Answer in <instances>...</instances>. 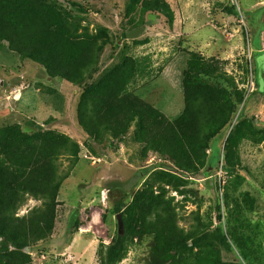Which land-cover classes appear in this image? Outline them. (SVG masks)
Wrapping results in <instances>:
<instances>
[{"label": "rangeland", "instance_id": "obj_1", "mask_svg": "<svg viewBox=\"0 0 264 264\" xmlns=\"http://www.w3.org/2000/svg\"><path fill=\"white\" fill-rule=\"evenodd\" d=\"M53 1L83 30L109 44L97 70L78 86L49 77L44 67L14 53L7 43L0 49V147L35 146L59 136L79 146V162L57 195L53 232L24 250L31 264H100L101 247L123 230L116 205L122 203L126 209L137 198L141 208L160 203L185 234L197 227L214 230L220 224L226 233L230 231L231 213L223 189L230 174L222 168L225 143L235 127L240 128L235 147L240 164L231 180L243 181L234 191L232 215L237 218L240 211L247 225L241 235L253 243V250L260 246L264 253V0ZM167 7L172 23L162 14ZM134 30L141 32L128 39L127 33ZM192 54L227 75L246 101L232 127L209 143L211 167L196 177L147 150L160 129L158 123L173 122L184 111V82ZM124 56L135 66L124 99L142 103L161 117L141 120L134 111H126L116 122L106 119L112 131L89 135L78 123L80 96L119 66ZM227 87L231 85L226 83ZM70 165L68 156H62L59 174L64 175ZM43 205L42 200L28 197L17 217L27 218ZM155 219L150 216L137 226L120 264H165L166 256L155 241L158 231L152 228ZM234 249L235 255L222 251L223 262L246 264ZM200 254L188 252L185 263H199Z\"/></svg>", "mask_w": 264, "mask_h": 264}, {"label": "trees", "instance_id": "obj_2", "mask_svg": "<svg viewBox=\"0 0 264 264\" xmlns=\"http://www.w3.org/2000/svg\"><path fill=\"white\" fill-rule=\"evenodd\" d=\"M162 14L173 22L168 7ZM81 30L71 14L53 0H0V49L7 43L14 53L44 67L49 77L76 86L83 84L87 75L97 70L109 44L101 36L91 35L88 30L80 33ZM134 74L133 61L124 56L119 66L104 73L96 84L82 92L78 123L87 134L93 135L101 129L112 131L106 119L116 122L126 111H134L141 120L161 117L156 110H145L142 103L133 105V100L124 99ZM226 83L231 85L227 87L230 91L225 88ZM184 100L185 108L180 117L173 122L162 120L158 123L160 129L149 140L147 150L171 159L181 171L196 177L211 167L207 153L209 143L232 127L239 106L246 101L227 75L208 66L197 54H192L188 65ZM238 131L240 128H233L225 143V166L222 168L230 174L223 188L231 213L230 231L226 233L220 224L214 230L197 227L185 234L177 227L174 215L162 209L160 203L159 206L156 202L141 208L137 198L126 209L122 203L116 205V214L123 215V230L109 245L101 247L100 264H120L126 258L137 226L150 216L156 217L152 228L158 231L155 241L166 256L165 264H186L184 255L194 250L202 253L197 264H227L221 253L226 251L235 255L234 247L246 264H264L262 248L257 246L253 250V243L241 235L247 226L245 217L240 211H237V218L232 215L234 191L243 181L241 177L231 180L232 172L240 164L235 156ZM65 155L71 165L61 176L58 161ZM78 162L79 146L67 136L35 146L17 147L15 144L13 148L8 144L0 147V264H31V258L24 250L38 240L47 239L53 232L59 189ZM28 197L42 200L43 209L33 211L27 218L17 217ZM150 206L157 207L148 213L146 210ZM222 219L219 206L218 220L221 222ZM230 264L244 263L237 260Z\"/></svg>", "mask_w": 264, "mask_h": 264}, {"label": "water", "instance_id": "obj_3", "mask_svg": "<svg viewBox=\"0 0 264 264\" xmlns=\"http://www.w3.org/2000/svg\"><path fill=\"white\" fill-rule=\"evenodd\" d=\"M140 32L141 31H138V30L131 31V32L127 33V38L128 39H135L139 35ZM121 214L122 213H120L119 216H118V218L120 219L119 220V223H120L119 226H120V228H122V226H123L122 220H121V218H122L123 215H121Z\"/></svg>", "mask_w": 264, "mask_h": 264}]
</instances>
